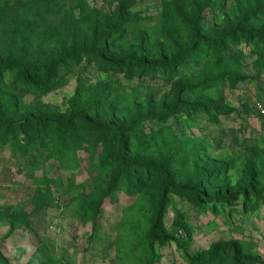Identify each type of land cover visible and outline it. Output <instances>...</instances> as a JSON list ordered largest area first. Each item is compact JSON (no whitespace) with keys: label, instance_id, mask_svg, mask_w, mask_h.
Returning <instances> with one entry per match:
<instances>
[{"label":"rangeland","instance_id":"374dc122","mask_svg":"<svg viewBox=\"0 0 264 264\" xmlns=\"http://www.w3.org/2000/svg\"><path fill=\"white\" fill-rule=\"evenodd\" d=\"M256 6L0 0V264H264V13L257 43L195 57Z\"/></svg>","mask_w":264,"mask_h":264},{"label":"trees","instance_id":"16d2710c","mask_svg":"<svg viewBox=\"0 0 264 264\" xmlns=\"http://www.w3.org/2000/svg\"><path fill=\"white\" fill-rule=\"evenodd\" d=\"M261 12H263L262 8L260 6H256L254 8H250L247 10H243L242 11V15L237 18L234 22L229 24V31H227V33L223 34L221 38H219L218 40L215 39L214 37L210 38V39H202L201 38V32L198 30L197 34H196V40L195 42H197V47L200 48V46H206V51L203 52H198L195 54V57L197 58V61L199 63H206V62H210L211 61V57L208 56V53L210 55V53L212 54V56L215 57V59H220L222 61H224L225 57H231L233 56V54H226L225 52H220L219 51V47L221 46L222 48L226 49L229 45L233 44V38L237 37L240 39V42H242L243 40H248L251 41L252 43H255L256 41H253V37H255V33H256V27L257 25H255V21H257V19L260 18L261 16ZM246 26H250L249 30H246L244 27ZM116 28L115 29H110L108 32H104V36L103 38H108L112 33H116ZM127 32V28H125L123 30V32L121 34H124ZM108 33V34H107ZM105 41V40H104ZM219 43V44H218ZM257 43V42H256ZM215 45V46H212ZM88 49V48H87ZM86 51V49H81L78 50L76 53H82ZM71 58H73V56H71ZM210 58V60H209ZM63 58H57L55 60H53L48 66H47V75L45 76V78H48L51 76V69L57 68L61 65L64 64H58L59 62H62ZM68 59V58H66ZM82 59V58H81ZM178 62H182L183 66L182 67H186L188 66V60L184 59L181 60L180 58H176L173 61L170 62H166L161 65H156L157 67L161 66L163 70L165 71H172L175 67V65ZM18 65V64H17ZM21 70L24 71V75L29 76V71L27 69L26 66L22 65L21 66ZM2 114L0 113V116ZM79 120L81 121H85L88 124L92 125L93 127H98V128H102V126L100 124H96L94 122H91L89 119L85 118L84 116L79 117ZM58 123V122H57ZM166 188L171 187L172 182H171V178H170V172L166 171ZM182 189L185 190H190L194 193L195 199L199 202V203H204V202H208V201H220L221 203H226L228 201H235L236 196L234 194H228V193H224V194H207V193H203L202 191H200L199 189H197V187L195 185H183L181 186ZM180 189V188H179ZM239 195V194H238ZM166 210V205L165 202L162 201L157 213H156V217L151 229V237L152 240H157L162 244H165L169 238V235H164V213ZM3 218L0 215V219ZM12 221V223L14 222V220H9Z\"/></svg>","mask_w":264,"mask_h":264},{"label":"built area","instance_id":"2783aa9c","mask_svg":"<svg viewBox=\"0 0 264 264\" xmlns=\"http://www.w3.org/2000/svg\"><path fill=\"white\" fill-rule=\"evenodd\" d=\"M255 106H256V109L259 111V112H261V114L263 115L264 114V105L261 103L260 104V102H257L256 104H255Z\"/></svg>","mask_w":264,"mask_h":264}]
</instances>
